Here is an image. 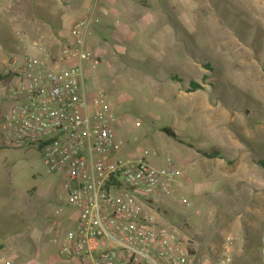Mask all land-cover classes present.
<instances>
[{"label":"rangeland","instance_id":"1","mask_svg":"<svg viewBox=\"0 0 264 264\" xmlns=\"http://www.w3.org/2000/svg\"><path fill=\"white\" fill-rule=\"evenodd\" d=\"M132 3L126 18L97 13L109 22L88 39L97 64L84 65L91 98L104 93L116 117V157L148 151L151 164H174L181 176L173 200L159 204L162 223L200 246L230 238L235 264H264V0ZM19 32L0 21V116L23 58ZM215 149L214 158L199 153ZM47 167L36 147L0 137V264H62L46 215L64 204L63 178Z\"/></svg>","mask_w":264,"mask_h":264},{"label":"built area","instance_id":"2","mask_svg":"<svg viewBox=\"0 0 264 264\" xmlns=\"http://www.w3.org/2000/svg\"><path fill=\"white\" fill-rule=\"evenodd\" d=\"M100 20L94 7L73 24L56 58L25 38L31 51L14 68L9 107L0 116L6 143L36 147L49 171L63 178L64 204L46 215L57 258L62 264H235L230 238L200 246L162 223L159 204L173 200L178 167L151 164L148 151L138 159L116 157L122 144L116 117L104 93L91 98L84 78L85 63L97 64L88 39ZM262 244L264 263V236Z\"/></svg>","mask_w":264,"mask_h":264},{"label":"crops","instance_id":"3","mask_svg":"<svg viewBox=\"0 0 264 264\" xmlns=\"http://www.w3.org/2000/svg\"><path fill=\"white\" fill-rule=\"evenodd\" d=\"M133 1L134 0H0V21L13 26L16 30H20L21 35L20 32L18 34L20 38L18 39L17 36L14 41H16L18 45L17 51L24 56L31 51L24 45L26 42L25 38L43 44L47 50H50V48L53 49L52 46H55L56 43L58 45L62 40L70 37L73 24L87 17L94 7L97 9V3L100 7L97 13L109 15L110 11H112L111 13L115 14L117 17L123 16L126 18V11L131 7L130 4H133ZM117 17L111 20V22L115 25L123 23L120 22ZM108 22L109 21H106V19H103L95 27L98 28L100 25L105 27ZM244 165L250 167L251 170H255V168H253L254 166H252V162H245ZM247 178H251V176H247ZM260 224H263V222Z\"/></svg>","mask_w":264,"mask_h":264},{"label":"trees","instance_id":"4","mask_svg":"<svg viewBox=\"0 0 264 264\" xmlns=\"http://www.w3.org/2000/svg\"><path fill=\"white\" fill-rule=\"evenodd\" d=\"M192 89H197L198 88V84L195 82L191 83ZM164 131V134L170 138L176 139L178 142L182 143L185 146H188L189 148H194L193 145L191 143H188L186 141H183L182 138H179L175 133V131L170 128V127H163L162 129ZM199 153H201V155H203L206 158H214L217 157L219 155V151L218 150H213V152H207L206 150H199Z\"/></svg>","mask_w":264,"mask_h":264},{"label":"bare ground","instance_id":"5","mask_svg":"<svg viewBox=\"0 0 264 264\" xmlns=\"http://www.w3.org/2000/svg\"><path fill=\"white\" fill-rule=\"evenodd\" d=\"M195 210H196V209H195ZM198 212H199V211H198ZM197 214H198V213H197ZM183 226H184V225H183ZM185 228H186V227H185ZM186 232H187V230H186ZM262 236H263V235H262ZM262 236H261V237H262ZM191 237H192V236H191ZM194 237H195V236H194ZM262 247H263V246H262Z\"/></svg>","mask_w":264,"mask_h":264},{"label":"flooded vegetation","instance_id":"6","mask_svg":"<svg viewBox=\"0 0 264 264\" xmlns=\"http://www.w3.org/2000/svg\"><path fill=\"white\" fill-rule=\"evenodd\" d=\"M173 139V138H172Z\"/></svg>","mask_w":264,"mask_h":264}]
</instances>
